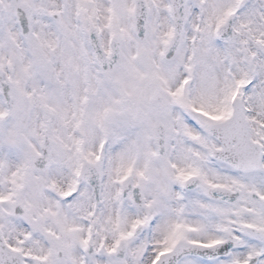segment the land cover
Segmentation results:
<instances>
[{
	"label": "snow or ice",
	"instance_id": "snow-or-ice-1",
	"mask_svg": "<svg viewBox=\"0 0 264 264\" xmlns=\"http://www.w3.org/2000/svg\"><path fill=\"white\" fill-rule=\"evenodd\" d=\"M0 264H264V0H0Z\"/></svg>",
	"mask_w": 264,
	"mask_h": 264
}]
</instances>
